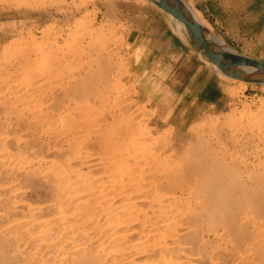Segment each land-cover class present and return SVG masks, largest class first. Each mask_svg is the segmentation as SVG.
Returning a JSON list of instances; mask_svg holds the SVG:
<instances>
[{"label": "bare ground", "instance_id": "1", "mask_svg": "<svg viewBox=\"0 0 264 264\" xmlns=\"http://www.w3.org/2000/svg\"><path fill=\"white\" fill-rule=\"evenodd\" d=\"M142 1L165 14L171 29L167 34L181 49L187 48L186 41L200 67L192 83L181 87L188 90L184 96L176 98L172 87L160 95L159 86L142 77L126 46V27L115 15L129 61L124 79L141 104L135 110L125 97L127 89L118 88L122 82L117 78L120 84L115 83L120 65L110 78L114 64L102 55L108 47L101 43L105 39L96 16L82 14L71 24L80 11L54 19L60 9L50 8L57 9L58 2L0 1L1 43L26 34L34 39L28 40L31 52L38 34L41 40L48 31L59 35L55 33L58 41L47 40L48 47L46 40L39 42L47 53L17 55L0 67V264H264V165L246 163V155L227 159V151H215L219 140L232 142L233 136L224 132L241 130L243 136L257 115L264 116V91L259 89H264V69L257 67L264 61L227 46L188 0ZM114 3L103 1L107 20ZM87 37L97 42L86 45ZM19 73L23 86L17 88L11 80ZM213 81L218 89L212 88ZM254 88L259 96L249 95L261 98L258 114L228 110L227 104L249 97L248 89ZM112 89L117 93L114 106L103 112ZM94 94L101 105L94 103ZM153 99L161 109L177 104L169 113L156 110ZM214 108L220 109L210 110ZM147 117L156 129L169 128L161 139L151 135ZM246 139L255 147V134ZM143 144L158 148L147 153Z\"/></svg>", "mask_w": 264, "mask_h": 264}, {"label": "crops", "instance_id": "2", "mask_svg": "<svg viewBox=\"0 0 264 264\" xmlns=\"http://www.w3.org/2000/svg\"><path fill=\"white\" fill-rule=\"evenodd\" d=\"M188 1L192 9H194V12L197 13L199 19L203 21L205 25L215 35L223 39V41L227 46H229L230 48L234 49L237 52L242 51L240 53L250 56L253 59L264 61V37H263L264 36V28H263L264 0H188ZM114 4L116 10V17L121 19V21L124 24V27H126L125 37L127 36L128 33V39L125 38L126 46L129 48L128 51L129 53H131L130 55L134 57V60L135 59L138 60L137 61L138 68L141 69L142 77L144 79H148V81L151 83H156L160 87V88L158 87L159 92L160 90H162L161 92L164 91L165 93H167L169 92V90H171L172 87L174 93L178 92V96H176V98H181L180 96L182 95L184 96L188 90L186 88L185 90H183L184 91L183 92L181 90L182 89L181 87L184 86L186 87L190 83H192V81L195 78L194 75L192 74H194L193 72H196L198 70V67H200V65H198L197 63L196 58L188 52V49L190 50V48L188 47L187 42L185 40H184L185 42L183 41L188 49L187 48L181 49L176 44L178 41L176 40L177 41L176 42L167 34L168 31L171 32V29L169 28L166 22L168 20L166 19L167 17L165 16V14L159 11L157 12L156 10H152L151 8L146 6L143 1L141 2V0H135V1L115 0ZM137 18L139 20H137ZM157 59L160 60L157 61ZM155 64L157 67L156 66L154 67ZM151 68H153L154 70L157 69L156 71L158 75L156 71L153 72ZM165 70L167 71L164 74ZM207 73L208 70L204 72V75ZM136 74L137 75H135V77L138 76V73ZM153 76L155 77V79ZM135 77L134 79H136ZM208 79H210L209 76ZM210 83L212 85V81H210ZM165 84L168 85L169 87V88L166 87L167 90L164 87ZM175 84H181V85L179 88H176L174 87ZM218 86L219 84L214 85V81H213L212 88L214 89V87L217 88ZM213 89L210 92L211 98L214 95ZM259 89L264 91V89L261 88ZM161 92L160 95H163ZM259 92L260 91L257 90L256 88L248 89L247 91L248 94L254 93L253 95L257 94L258 96H259ZM148 96L149 95L144 94L145 98ZM148 100L152 101V97L150 96ZM153 101H154L153 106L156 107V110L160 109V110L168 111L169 113L173 112V109L175 108L173 106L177 104L175 103V105H172L168 103L166 106H163L164 109H161L159 105L160 103L156 102L154 99Z\"/></svg>", "mask_w": 264, "mask_h": 264}, {"label": "rangeland", "instance_id": "3", "mask_svg": "<svg viewBox=\"0 0 264 264\" xmlns=\"http://www.w3.org/2000/svg\"><path fill=\"white\" fill-rule=\"evenodd\" d=\"M1 1V0H0ZM53 1V2H52ZM62 1V2H61ZM101 1V2H100ZM103 1L104 0H99V2L97 1V0H74V1H72V0H51V2L52 3H57L58 2V4L56 5V8L57 9H55V8H50V11L52 12L53 10H58V9H60V12H59V16L58 15H54L55 16V18L54 19H59V18H64V16L66 15V14H71L72 12H74V11H76V9H78V11H80L79 12V14H77V15H74L75 17L74 18H72V19H70V23L72 24V22H73V20H81V17H83V16H90V18H92V17H94V16H96V21H95V25L97 26V27H99L100 26V29H101V40H104L103 42H101V40H99L98 39V42H101V43H103V45H106V48H107V51H108V53H110V54H102L103 56H107V57H109L110 59H112V63H110V65H112V64H114V65H112L113 67H114V71L112 70L111 71V73H110V78H111V76H114V75H116V73L118 72V71H120L119 72V74L117 75V76H114V78H115V83L117 82V78H118V80H119V82L121 81L122 82V84H121V87H120V85H119V89L120 90H123V91H125L126 89V92L127 93H125V94H127L125 97H127V99H130L128 102H131V104H132V106L134 105L135 106V104H136V106L135 107H132L131 106V109L132 110H135V109H140V106L139 105H141L140 103H138L139 101L137 100V98H136V96L134 95V94H132L133 92L131 91V89H130V87H128V85H127V82H126V80L124 79V75H127V69H128V57L126 56V52L124 51V47H123V41H122V35H121V32H122V28H120L121 26H120V23L117 21V20H115L114 19V17H115V15H116V10L114 9V14H113V11H112V16L113 17H109L108 18V20L106 19V18H104V12H105V6H104V4H103ZM82 2V3H81ZM62 3V4H61ZM81 3V4H80ZM66 4V5H65ZM96 4V5H95ZM47 10L49 9L48 7L46 8ZM52 9V10H51ZM62 10V11H61ZM54 11V12H55ZM59 11V10H58ZM48 12V11H47ZM71 12V13H70ZM83 12V13H82ZM82 14H83V16H82ZM94 15V16H93ZM103 15V16H102ZM102 16V17H101ZM59 17V18H58ZM80 17V18H79ZM103 19H105V20H103ZM107 20V21H106ZM115 20V21H114ZM72 21V22H71ZM74 21V22H75ZM104 21H106V22H104ZM103 23V24H102ZM49 24H51V21H50V23L48 22V24L47 25H49ZM105 24V25H104ZM111 24V25H110ZM102 25V26H101ZM104 26V27H103ZM112 27V28H111ZM102 29H104V30H102ZM50 32V33H49ZM55 33L56 32H52V31H48L47 32V34H44L45 36H43L42 37V40H41V37L39 36V34L37 35V36H35L34 38H35V41H39L40 43H41V41H43L42 43H44L45 42V40H46V42L44 43L45 45H47L48 43H49V41H47V40H51V39H53V40H56L57 39V41H58V36H56L55 35ZM105 33V34H104ZM67 34H70L69 32L67 33ZM67 34H63L62 35V37L64 38L65 36L64 35H66L67 36ZM22 35V36H21ZM46 35L48 36V37H46ZM53 35V36H52ZM121 35V36H120ZM22 37V38H21ZM38 37V38H37ZM46 37V38H45ZM53 37V38H52ZM68 38H69V36H67ZM66 37V39H68ZM99 37V38H100ZM112 37V38H111ZM14 39H15V41L14 40H7L5 43L3 42V43H1L0 42V67H4L5 65H7L10 61H12L15 57H17V55H21V54H25V53H27V54H30L31 56H33L34 54H35V50H41L40 52H42V53H47V51L44 49L45 48V46H42V45H44V44H42V45H40V43L38 42V44H39V46H41V48L42 49H35V47H36V45H38V44H35L34 46L33 45H31L32 46V48L33 49H31V52H30V43L29 42H32V40L30 41V39H33V38H31L29 35H26V34H20L19 36H16V37H13ZM24 38V39H23ZM30 38V39H29ZM44 38V39H43ZM48 38V39H47ZM88 38V37H87ZM85 39L84 40V43L86 44V45H88L89 44V42L91 43L92 41H94V42H97L96 40H93V39H90V41H89V38L88 39ZM108 38V39H107ZM121 40H120V39ZM12 39V38H11ZM23 39V40H22ZM39 39V40H38ZM28 40H29V42H28ZM34 40V39H33ZM59 40H60V38H59ZM63 40H65V39H63ZM88 40V41H87ZM9 41V42H8ZM109 41V42H108ZM119 41H120V44H119ZM62 42V43H61ZM111 42V43H110ZM122 42V43H121ZM29 45H28V44ZM33 43V42H32ZM60 43H61V45L63 44V41L61 40L60 41ZM60 43H59V45L58 46H56V47H59V46H61L60 45ZM100 43V44H101ZM12 44V45H11ZM118 45V46H117ZM49 45H47L46 47H48ZM120 46V47H119ZM29 47V48H28ZM44 47V48H43ZM29 49V50H28ZM27 51V52H26ZM106 50H105V52H107ZM112 52V53H111ZM122 52V53H121ZM115 53H116V56H115ZM112 54H114V55H112ZM119 54V55H118ZM125 54V55H124ZM93 55H95L94 54V52H92V53H90V56H88L89 57V59H91V58H93L92 56ZM119 56H121V57H119ZM85 58H83V59H85V60H88V59H86V55L84 56ZM126 61H125V60ZM84 60V61H85ZM119 60H120V62H119ZM122 60V61H121ZM114 61V62H113ZM125 61V62H124ZM115 63H117V64H115ZM121 63V64H120ZM127 64V65H126ZM117 65H120V67H121V65L123 66L122 68H120V67H118ZM127 66V67H126ZM85 68H87V66H86V63H85V66H84ZM91 67L92 68H94L95 66H94V64H91ZM116 67H118V69H120V70H118L117 71V69H116ZM124 68H125V70H124ZM116 69V70H115ZM123 71H125V72H123ZM112 73H114V74H112ZM124 73V74H123ZM112 74V75H111ZM122 74V75H121ZM18 75H20V76H18ZM18 75H16L14 78H13V80H11L12 82H11V84H14V85H18V87L17 88H20V86H21V83H22V86H23V81H22V75L19 73ZM18 79H17V78ZM20 80V81H19ZM18 81V82H17ZM119 82H117L116 84H118ZM120 82V83H121ZM114 83V84H115ZM119 83V84H120ZM126 83V84H125ZM116 84H115V86H116ZM16 85V86H17ZM118 86V85H117ZM123 86V87H122ZM115 88V87H114ZM113 90H115V89H112V92L108 95V96H106V98H107V100H106V102H107V104H109V103H111V104H109V105H107L106 103H103L102 104V106L104 107V109L103 110H101V111H103V112H106V108L108 109L109 107L108 106H111V108H113L112 106H114V103H113V100L115 101V95H113V94H117V93H115V92H113ZM118 90V89H117ZM120 90H118L117 92H118V95L117 96H119V98H121V99H123L124 100V95H123V92L122 91H120ZM129 91V92H128ZM122 92V93H121ZM96 95L97 94H94V103L96 104V103H98L99 102V104L101 103L100 102V99H97L96 98ZM114 96V97H110V96ZM248 96L249 97H247V98H239L238 97V99H236V100H234V101H232V102H230V105L229 104H227L228 106H227V108H228V110L230 111V110H233L235 107H236V111H242V109H246L247 111H249L250 112V114H258L257 112H258V109H259V103H260V99L261 98H258V97H252V96H250L249 94H248ZM131 97V98H130ZM242 97V96H241ZM110 98H111V100H112V102L111 101H108V100H110ZM133 98V99H132ZM236 98V97H235ZM258 98V99H257ZM125 100H126V98H125ZM131 100H133V101H131ZM97 101V102H96ZM105 100H103V102H104ZM134 101H136L135 103H134ZM236 102V103H235ZM229 103V102H228ZM233 104V105H232ZM238 104V105H237ZM101 105V104H100ZM107 105V106H106ZM138 105V106H137ZM96 106V105H95ZM102 106L100 107V108H102ZM257 106H258V108H257ZM99 107V106H98ZM97 107V108H98ZM139 107V108H138ZM96 108V107H95ZM96 108V110L95 111H97L98 109ZM220 108H214V109H210V110H212V111H218ZM227 110V111H228ZM100 111V112H101ZM108 111V110H107ZM137 111H140V110H137ZM96 113V112H95ZM144 113L145 114H147V112H146V110L144 109ZM99 114V113H98ZM141 115H143L144 116V121L146 122V115H144L143 113H140L139 114V116H141ZM142 116V117H143ZM215 116V115H214ZM213 116V117H214ZM264 116H262V115H257V117L256 118H259L258 119V121L255 123V125H252L251 127H250V129H248V131H247V133L245 132L244 134H243V136H242V131L240 130L239 132H235V133H231L230 134V132H228V130H227V132H224V135L225 136H227V135H230V136H233V137H229L230 139H232V142H228V143H222V142H226V141H223V140H219V145L218 146H216V145H214V146H216V148H215V151L216 152H224V153H226V151H227V159H236V158H238V155H239V157H240V154H241V157L242 158H246L247 157V162L246 163H248V162H250V161H254L255 160V162H258V161H261L260 163H257L256 165L258 166V167H262L263 165H264V118H263ZM149 118L150 117H147V119H148V126H149V128L151 129V135L153 136L154 135V137L153 138H155L156 137V139L157 138H162V136L165 134V132H164V130H166V131H168L169 130V128H167V127H160L161 129H163V130H160V129H156L155 128V125H152V124H150L151 122H150V120H149ZM245 121V120H244ZM243 121V122H244ZM238 122L236 121V124H237ZM239 125H241L240 123L238 124V126ZM151 126V127H150ZM245 126H246V128H247V125H246V123H245ZM240 128H242L243 129V127H242V125L241 126H239ZM228 128V126L226 125V126H224L223 127V130H225V129H227ZM254 130V131H253ZM255 134V136H256V139H255V143L254 144H256L255 145V147L254 146H251L252 144L249 142L248 143V141H246L247 139H246V137H247V135L248 134ZM164 133V134H163ZM209 133V132H208ZM207 133V134H208ZM155 134H158V135H155ZM162 134V135H161ZM161 135V136H160ZM211 134H209V136H210ZM261 135V136H260ZM260 136V138H258V137ZM241 137V138H240ZM243 137V138H242ZM245 137V138H244ZM211 139H213V137H210ZM228 138V139H229ZM234 138H237V139H239L238 141H240V142H233V140H234ZM263 139V140H262ZM261 140V141H260ZM245 144H244V143ZM247 142V143H246ZM262 142V143H261ZM150 143H151V141H150ZM146 144V143H145ZM239 144V145H238ZM242 144V145H241ZM245 146V147H241V146ZM143 148H145L146 147V145H141ZM147 146H149V143L147 144ZM240 146V147H239ZM154 147V148H153ZM252 147H254V148H252ZM141 148V147H140ZM148 148V147H147ZM150 148L151 149H146V151L145 152H147L148 153V150L149 151H151L152 149H157L158 147H156L155 145H150ZM155 149V150H156ZM225 151H224V150ZM242 149V150H241ZM246 149V150H245ZM155 150H152L153 152L155 151ZM237 150V151H236ZM255 150V151H254ZM151 151V152H152ZM235 151V152H234ZM241 151H242V153H241ZM143 152L144 151H142V154H143ZM157 152V151H156ZM238 152V153H237ZM140 153V152H139ZM245 153V154H244ZM254 153V154H253ZM149 154H151V153H149ZM166 154V153H165ZM165 154H161V157H163V156H165ZM232 154V156L230 157L229 155H231ZM235 154V155H234ZM236 154H238V155H236ZM245 155H246V157H245ZM167 157V156H166ZM233 157V158H232ZM168 158V157H167ZM169 158H171V157H169ZM171 159H173V157L171 158ZM250 160V161H249Z\"/></svg>", "mask_w": 264, "mask_h": 264}, {"label": "water", "instance_id": "4", "mask_svg": "<svg viewBox=\"0 0 264 264\" xmlns=\"http://www.w3.org/2000/svg\"><path fill=\"white\" fill-rule=\"evenodd\" d=\"M193 26H194V32H195L194 35L197 36V37H200L199 30L196 28L195 25H193ZM225 59H226V61H229V60H230V58H225ZM230 61L233 62L232 59H231ZM245 65H248V63H245ZM257 67H258L259 69H264V63H262L261 65L258 64Z\"/></svg>", "mask_w": 264, "mask_h": 264}]
</instances>
